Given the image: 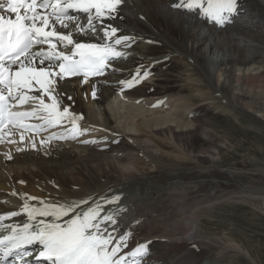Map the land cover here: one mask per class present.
<instances>
[{
    "label": "bare ground",
    "instance_id": "obj_1",
    "mask_svg": "<svg viewBox=\"0 0 264 264\" xmlns=\"http://www.w3.org/2000/svg\"><path fill=\"white\" fill-rule=\"evenodd\" d=\"M179 2L121 0L115 18L106 20L105 25L118 28V36L132 38L130 47L118 48L129 55L127 62L115 60L103 76L86 83L80 78L58 81L55 95L61 110L70 106L71 114L83 115L76 121L77 128L85 135L84 141L94 143L81 141L83 145L75 146V141L66 140L72 137L68 120L38 136L4 130L3 136L9 138L0 142V214L21 212L23 204L34 203L27 199L29 196L57 203L88 199L93 204L102 196L110 200L116 195L112 192H120L116 195L120 201L129 195L126 191H130L131 199L139 194L133 191L145 189L151 197H140L143 202L139 212H133L126 203L127 216L123 217L122 212L115 216L120 234L131 233L125 251L137 244L147 245L145 255L137 258L139 264H224L227 256L230 261L246 251L241 245L198 241L187 224L170 225L178 208L169 221L165 220L170 213L161 192L174 180H192L196 190H191L183 201L190 204L194 200L204 201L206 193L212 198L249 193L251 185L241 179L256 182L255 174H242L237 167L227 172L232 180L217 179L219 172L211 166V157L205 155L208 149L198 154L206 148L197 147V143L206 141L205 128L210 127L204 118L222 105H226L221 109L224 114H233L234 108L254 122L260 118L264 125V97H260L262 102L258 98L259 93H264V0H238L237 11L223 25L202 17L198 10L175 7ZM81 22L86 19L82 17ZM75 39L103 42L91 35H77ZM169 64L175 65L174 73L160 69ZM255 64L258 67L250 71ZM108 71L113 74H107ZM138 73L140 78L131 88L120 83ZM169 77H175V86L162 85ZM159 80L163 82L159 84ZM208 85L211 95L205 92ZM38 88L36 85L35 89ZM114 94L136 99L140 105H131L136 114L128 111L125 117L113 118L115 115H110L108 107ZM29 95L39 97L41 93L33 90ZM44 97L45 103H51ZM167 99L174 100L178 109L182 108L180 104L189 106L190 111L185 114L170 110V117L163 114L160 122L150 117L163 109L167 112L166 108L171 107ZM33 109L39 118L47 117L39 105ZM255 112L260 114L256 117ZM49 135L54 136L53 141L48 140ZM9 139L14 143H9ZM41 140L45 141L43 145ZM111 208L107 206L109 211ZM24 217L6 219L0 225L18 223ZM4 234L7 231L0 227V235ZM213 245L218 246V254L210 257L208 250Z\"/></svg>",
    "mask_w": 264,
    "mask_h": 264
},
{
    "label": "snow or ice",
    "instance_id": "obj_2",
    "mask_svg": "<svg viewBox=\"0 0 264 264\" xmlns=\"http://www.w3.org/2000/svg\"><path fill=\"white\" fill-rule=\"evenodd\" d=\"M237 2L180 0L175 7L198 10L202 17L223 25L237 11ZM120 4L121 0H0V142L6 125L39 132L68 120L72 138L83 134L76 124L81 117L71 114L70 106L61 110L55 86L65 78L80 76L86 83L104 75L110 62L124 55L118 48L130 47L132 38L118 36V28L105 25L106 20L115 18ZM82 17L86 22H81ZM77 35H91L103 42L78 41ZM139 78L138 73L120 83L131 88ZM33 90L41 95H29ZM92 95L95 98V89ZM44 96L51 103H45ZM29 99L39 100L47 113L41 125L21 123L33 112L12 110L13 102ZM20 141H24L23 135ZM8 142L14 143L11 139ZM90 142L95 141H84ZM117 200L93 204L88 199L64 203L38 200L39 206L25 203L21 212L0 214V221L27 217L22 225H0L7 231L0 235V264H8L9 258L12 264H139L137 258L145 255L147 245L137 244L125 251L131 233L120 234L116 214L105 211L106 204Z\"/></svg>",
    "mask_w": 264,
    "mask_h": 264
},
{
    "label": "rangeland",
    "instance_id": "obj_3",
    "mask_svg": "<svg viewBox=\"0 0 264 264\" xmlns=\"http://www.w3.org/2000/svg\"><path fill=\"white\" fill-rule=\"evenodd\" d=\"M257 67L258 65L255 64L250 67L249 70L251 71ZM160 69L170 73H174L176 71L175 65L173 64L163 65ZM109 73L112 72L108 71L107 74ZM144 80L142 81L144 82ZM162 82V80H159V84ZM175 83V77H169L168 81L163 82L162 85L175 86ZM205 92H207L208 95L213 93L210 85H208ZM216 96L218 99L222 98L221 95ZM260 97H264V93H259L258 98L260 99ZM44 98L45 97H43V99ZM167 101L171 104V107L166 108L167 112H164L165 109H163L157 115H152L150 117H155L160 122L161 120L159 118L163 114L169 118L170 116H168V114L170 115L171 112L174 113L175 111H181L187 114L190 111L189 106L180 104L179 107L182 108L178 109V105L174 103V100L167 99ZM259 101L262 102V99ZM226 104L229 105L228 102H226ZM35 105H39V107H41L39 100L29 99L22 104L24 108L31 106L34 108ZM131 105L137 106L140 104L134 98L124 97L120 94H114V96H112L110 99V104L108 107L111 108L110 115H115L113 118H118V116L125 117L127 116L128 111H132L133 114H136ZM225 106L226 105L220 106L218 108L219 110L210 112V114L204 118V123L207 122L210 127L205 128L208 130L205 136L206 141H200L197 143V147L206 148L199 150L198 154H200L201 151L208 149L207 154L205 155L211 157V166L215 171L219 172L217 179L224 181L232 180L227 175V172L235 171L234 167H237L240 168L239 171H241L242 174L252 175V177L255 176L256 182L246 183L248 180H243V178L241 179L245 184L251 185V191L249 193L242 191L241 193L236 192L234 194H221L219 196H215L216 198H212L209 197L205 191L204 193L206 194L205 200L203 199L204 201L194 200L193 203L185 204L183 201L188 198L189 192L191 190H196V184L192 180H179L178 182H175L177 180H174V182L165 185L161 192V194L165 195L164 199L168 201L167 208L168 212L170 213L169 216H166L165 220L169 221L170 216L174 215V209L178 208V210L175 212V216L169 223L170 225H172V223L176 224V226H178L180 223L189 225L192 228L193 238L196 236L198 238H196V240L198 241L201 240L202 242L204 241L209 244L221 243L223 245L231 243L234 245H241L244 250H246L245 252L241 251L242 253H240V256L231 257L230 261L228 260L229 256H227L224 264H264V125L260 118H256L257 121L254 122L252 119L250 120L248 117L236 112L237 110L234 108L233 110L235 112L233 114H224L221 112V109ZM170 110L171 112L169 113ZM39 112L40 111H38V113ZM259 114L255 112L256 117ZM252 115L254 116V114ZM139 117L140 116L136 117L134 121L136 122ZM115 125L116 124H114V126ZM209 129H211V132ZM93 135H97V133H94ZM84 136L85 135L82 134L77 138L67 137L66 140L75 141V146H81L85 144L84 142L83 144L80 143L81 141L85 140V138H83ZM208 136L210 137L208 138ZM211 137L212 139H210ZM6 138H9V136H3V139ZM16 139H18V136ZM67 146L71 147L72 144H67ZM210 148L213 149L211 150ZM257 174L262 175L258 177ZM96 190H98V188H96ZM126 192L131 195L130 191ZM112 193L117 195L120 192ZM136 193L139 194L134 196V198L129 199V195H127L126 198L124 197V199L120 201L105 205V209L108 210L106 212L115 213L116 216L119 215V213L116 212H122V216L126 217L127 214L125 212L128 211L125 210V207L127 204L131 205L130 207L133 212H139V205L143 202L140 197H144L146 200L150 199L151 192L145 189L143 191H133V194ZM238 194H242L243 196L239 197L241 195ZM116 195L109 197L110 200L116 198ZM135 198L140 200L137 201ZM38 200L42 199L40 198ZM38 200H34V203L30 206H39ZM99 201L103 202L104 196H102ZM51 203L57 202L52 201ZM108 205L114 209L111 208L109 211V209H107ZM24 222H27V217H24L18 223H13L12 225H22ZM34 222L35 221H33V223ZM213 246V248L208 250V256L210 257L217 256L218 254V246ZM232 260H234V262H232Z\"/></svg>",
    "mask_w": 264,
    "mask_h": 264
}]
</instances>
